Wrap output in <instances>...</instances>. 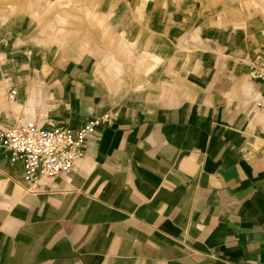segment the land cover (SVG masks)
<instances>
[{"label":"crops","instance_id":"1","mask_svg":"<svg viewBox=\"0 0 264 264\" xmlns=\"http://www.w3.org/2000/svg\"><path fill=\"white\" fill-rule=\"evenodd\" d=\"M234 13L197 31L185 18L180 34L169 14L152 45L161 88L146 100L128 89L142 77L2 42L1 124L111 123L87 137L72 173L35 188L0 153V264H264V84L249 75L264 29Z\"/></svg>","mask_w":264,"mask_h":264},{"label":"rangeland","instance_id":"2","mask_svg":"<svg viewBox=\"0 0 264 264\" xmlns=\"http://www.w3.org/2000/svg\"><path fill=\"white\" fill-rule=\"evenodd\" d=\"M233 13L244 17L249 27L264 29V0H0V49L7 44V50L9 40L18 39L46 50L61 49V54L91 60L110 75L144 78L139 90L131 85L128 89L141 99H153L146 90L161 88L152 85L153 62L162 65L163 58H155L152 45L169 23L168 15L180 34L185 18L192 20L188 30L198 22L215 29L224 20L232 24Z\"/></svg>","mask_w":264,"mask_h":264},{"label":"built area","instance_id":"3","mask_svg":"<svg viewBox=\"0 0 264 264\" xmlns=\"http://www.w3.org/2000/svg\"><path fill=\"white\" fill-rule=\"evenodd\" d=\"M249 75L264 84V45ZM17 97L18 90L12 88L9 99L15 101ZM257 105L264 110V96ZM110 123L107 114L92 120L78 131L56 126L41 127L35 122L13 127L0 123V153L10 152L14 162H22L25 182L35 188L40 182L72 173L86 154L87 137L101 125Z\"/></svg>","mask_w":264,"mask_h":264}]
</instances>
